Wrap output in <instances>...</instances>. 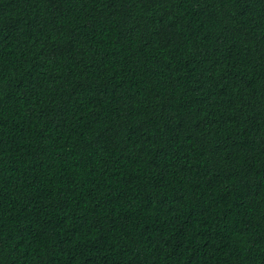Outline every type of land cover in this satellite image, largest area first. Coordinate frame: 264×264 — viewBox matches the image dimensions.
Listing matches in <instances>:
<instances>
[{
	"label": "trees",
	"instance_id": "obj_1",
	"mask_svg": "<svg viewBox=\"0 0 264 264\" xmlns=\"http://www.w3.org/2000/svg\"><path fill=\"white\" fill-rule=\"evenodd\" d=\"M0 264H264V0H0Z\"/></svg>",
	"mask_w": 264,
	"mask_h": 264
}]
</instances>
